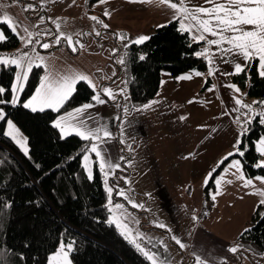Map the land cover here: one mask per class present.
I'll list each match as a JSON object with an SVG mask.
<instances>
[{"label":"trees","instance_id":"1","mask_svg":"<svg viewBox=\"0 0 264 264\" xmlns=\"http://www.w3.org/2000/svg\"><path fill=\"white\" fill-rule=\"evenodd\" d=\"M95 2L87 0L88 5ZM0 29L8 37L0 42V54L13 53L21 41L6 23H1ZM203 47V42H196L188 32L180 31L175 20L157 28L149 40L129 45L125 50L127 55L124 52V66L132 103L139 105L154 99L160 90L163 73L174 78L193 71L207 73L206 58L194 55ZM141 54L144 59L139 58ZM16 70V66H4L0 62V86L5 89L0 93V107L5 109L6 119L11 118L28 137L29 154L6 135V123L0 121V161H3L0 163V261L4 264H47V257L58 247L59 241L67 242L74 237L76 246L71 256L75 264H151L115 223H108L111 211L98 163H95L93 179L87 178L82 166V150L89 142L77 135L63 137L52 123L57 116L81 104L95 103L91 100L94 90L85 82H78L77 92L59 111H33L24 106V101L34 94L45 69L43 66L32 68L20 95L21 103L12 105L7 101L11 99ZM233 82L246 93L245 103L264 100V77L258 74V59L235 74ZM211 83L209 78L206 86ZM250 127L241 138L244 156L238 153L227 158L213 172L205 190L207 203H212L215 191L213 177H217L233 158L241 160L248 177L264 176V166L256 167L261 159L255 150L256 141L264 135L259 116ZM116 177L110 179V186L114 189L116 185L126 186L123 179ZM112 199L123 200L116 191ZM7 201H11L10 207L4 206ZM246 229L238 235L237 242L264 253V205L257 208ZM21 252L23 258L19 255ZM193 261L186 264H193Z\"/></svg>","mask_w":264,"mask_h":264},{"label":"snow or ice","instance_id":"2","mask_svg":"<svg viewBox=\"0 0 264 264\" xmlns=\"http://www.w3.org/2000/svg\"><path fill=\"white\" fill-rule=\"evenodd\" d=\"M19 0H11V5H17ZM41 4L45 0H40ZM75 3V0H72ZM148 3H156L157 5H165L170 7L172 10L171 19L175 20L179 24V30L183 32H189L193 35L196 42L204 41L207 46L201 48L200 51L194 52L197 57L204 56L209 64V72L214 74L216 71L215 67L212 65L215 63L213 56L210 53L218 52L221 59L224 62H231L234 65V72L240 73L246 68V64H241L234 59L235 54H239L244 58L245 61L251 62L258 58V74L264 77V0H222L219 3H212V0H204V3L209 6L203 5H193L189 6L187 0H147ZM105 0H96V4H103ZM22 10L35 9L36 5L34 3H27L22 5ZM105 16H110L111 12L108 9L104 10ZM49 20L53 18L48 17ZM90 19L96 21L103 25L104 28L109 27L100 17L91 15ZM44 17H40V21L43 22ZM0 22L6 23L10 30L15 33L19 40L23 42L24 45L39 44L42 48H49L51 43L60 44L61 38L66 40V43L71 47L72 51H77L78 48L83 49L85 47L83 42L75 41L72 33L65 32L63 30L58 31V33L44 32L36 33L35 31L29 30V25L20 20L19 15H14L10 10L9 4L0 3ZM171 21H166L169 23ZM56 29H61L60 18L53 20ZM18 27H23L24 32L21 34L18 31ZM82 34V33H81ZM101 33L97 30L96 35L99 36ZM208 34H211L213 38H208ZM36 35H52L54 37L51 42L41 43L40 40H33L32 37ZM113 35H118L121 40L126 37L123 33H113ZM8 39L3 30H0V42H4ZM148 35H138L132 39H129L130 43H142L149 40ZM129 44H125L124 48L127 50ZM210 46H216L212 48ZM118 51V49H113V52ZM207 54V55H206ZM127 55V52H125ZM140 59H144V54H141ZM121 65L125 64V57L121 56L118 58ZM0 62L4 66H16L15 71V83L11 84V99L7 103L15 105L21 103L20 93L23 91L24 83L28 80L29 73L32 71L33 65L37 62L44 65L45 69H48L46 59L44 56L40 55L36 49L31 48V52L23 51L21 49H16L15 53H3L0 54ZM218 67V65H217ZM198 75H203L202 73H197ZM224 75H229L230 73H223ZM115 75V73H113ZM107 78V77H106ZM190 78V77H189ZM78 82H85L90 86L94 93L91 100L96 103H106V100L102 98V94H106L112 101L117 100L116 92L124 94L122 99L124 100L123 105H117L118 108L123 109L124 119H127V114L129 111H136L138 109H148L150 105L158 103L156 100H149L147 103L143 104H133L129 100L130 93L127 92V81H124V88L113 89L110 86L98 85L94 82L93 77L82 71H68V72H55L54 70L48 69L45 71L44 76L40 79L39 87L35 89L33 95H31L26 101H24V106L35 111L38 108L43 110L45 108L56 109L59 111L61 107L72 97L73 93L77 92ZM236 92H240V88L237 84L231 83L229 85ZM216 85L212 84L211 88H215ZM211 90V89H209ZM4 87L0 86V93H4ZM246 95V93H242ZM237 107L234 109L237 113H241V108L245 111L241 113L244 119L238 115L235 120L240 126L239 135L237 137L236 143L233 146V151L239 153L241 157L244 156V151L240 147L241 137L245 135L246 132L251 130V123L253 120L259 116V124L264 125V100L253 101V103H245L241 96H236L235 98ZM259 105L256 107L254 105ZM93 107L92 103L81 104L77 108L71 109V111L65 112L63 115L57 116L56 119L52 120V123L59 129V132L63 137L69 136L70 133H76L84 140L89 143L86 144L82 150V166L86 171L87 178L93 179V164L98 163V167L104 176V183L108 193L107 201L108 207L111 211V218L108 223L111 224L115 222L116 227L122 232V234L132 243L150 262L151 264H172V259L170 255H167L168 247L161 240L160 243L164 244V250L154 251L150 248L145 247L139 240L138 237H142L151 243V238L145 233L136 231L135 233L129 227L127 223L124 222L123 215H118L114 209H123L124 205L116 203L113 205L112 194L114 191L119 196H126L123 189L116 185L114 189L108 183V178L113 176L115 173L113 169L121 168V164L114 163L107 159L99 147L101 143L104 142L105 137L112 138L114 133L109 130L108 124L97 123L95 127H89L85 122V119H90V117L76 120L75 117L81 116L85 109ZM115 119H120L117 115ZM184 119V117H181ZM0 121H5L6 123V135L10 137L15 144H17L25 154L29 153L28 137L23 134L21 129L14 123L11 118L6 119L5 109L0 107ZM202 127V125H201ZM123 131V126H121V133ZM121 143L124 140L121 136ZM131 150V145H128ZM257 152L264 154V135H261L256 141ZM95 154L96 160L92 158V154ZM191 155V153L189 154ZM233 153L230 152L224 158L232 156ZM121 160L124 159L123 156L120 157ZM3 161H0L2 163ZM131 165L132 161H126ZM221 164L224 160L220 161ZM264 165V158L259 159L256 167H261ZM39 167V165H36ZM231 168H235L234 173L235 178L243 180L245 186L253 184L251 178L244 176L243 165L240 159H233L228 167L223 169L224 173H228ZM215 169H212L208 173L209 177H212ZM215 179L216 185L221 184V178L213 177ZM127 180L128 178L125 177ZM260 180L264 181V176L259 177ZM232 181L229 180L228 183ZM131 183V181H129ZM150 195V194H149ZM260 195L264 196V189L260 190ZM212 199L216 200V195H212ZM39 203V201H37ZM129 203L134 204L136 207H144L143 204L137 203L135 200H129ZM261 205H264V200L260 201ZM5 207L11 206V201H7L4 205ZM194 219H199L193 213ZM136 223H139L137 220ZM156 223V221H153ZM160 227L167 228L165 224H160ZM171 232V229H168ZM66 231V230H65ZM247 231V229H245ZM172 239L176 240L178 244L183 248L184 242L177 236L173 235ZM25 246H28V242L25 241ZM75 238L70 237L67 242L60 240L58 247L51 252L47 257V264H73V259L71 253L75 248ZM243 247V245H234L230 247L229 251L232 253H237V249ZM10 251V250H6ZM21 258L24 257V253H19ZM264 255V253H261ZM194 261L193 264H209L208 259L202 258L197 252H193ZM222 259L226 260L227 257ZM0 264H4L0 261Z\"/></svg>","mask_w":264,"mask_h":264},{"label":"crops","instance_id":"3","mask_svg":"<svg viewBox=\"0 0 264 264\" xmlns=\"http://www.w3.org/2000/svg\"><path fill=\"white\" fill-rule=\"evenodd\" d=\"M24 1H26V3H34L36 5L34 9L35 17L30 19V23L27 24L29 25L30 31H35L38 34L44 32L58 33L53 20L56 18L61 19L63 16H65V14L68 13H70L71 16L76 15V11L73 10L74 8H72L71 5H63L57 0H46L43 4H41L40 0ZM219 2H222V0H212V3ZM0 3L9 4L10 10L13 12V14L19 15L21 21L24 20V15L20 12V9L22 10L21 5L17 4L12 6L11 2L9 1H2ZM187 3L189 6H209L204 3V0H187ZM79 5V7L84 10L85 16L89 14L90 16H98L104 21V23L109 25V27L104 28L100 23L91 20L93 24L97 25L96 30L102 28L101 30L103 32H106L111 35V37H113L111 39V44L110 40H107L105 47L100 48V43L103 39V34H100L99 36L95 35V44L99 47H94V45L91 46L89 39L84 37L83 39L80 38L75 40L83 42L85 45L83 49L78 48L77 51H72L71 47L66 43L64 38H61L60 44L51 43L50 47L47 49L42 48L39 44L26 46L21 41V45L18 49L22 47L23 51L31 52V48L34 47L40 55L45 57L48 69L61 73L68 71L86 72L93 77L94 82L98 85H106L112 88L113 85L117 83L119 76L123 74V65L119 63L118 56L120 54L124 56V45L129 44V39L134 41V38L141 34L148 35L150 37V35L157 28L170 23H165L166 21H174L171 19L172 10L170 7L165 5H157L156 3L150 4L147 2V0H105V3L103 4H96L95 2L91 5H88L87 0H84ZM105 9H108L111 12L110 16L104 15ZM22 11L25 12V10ZM26 15L29 17L28 13ZM41 16L44 17L43 22L40 21ZM49 16H51L53 19L49 20ZM34 19L37 21L36 24L33 22ZM1 23L4 22H0V24ZM18 31L23 34V27H18ZM117 32L123 33L126 38L121 40L118 35H113V33ZM189 34L194 40L193 35L191 33ZM52 38V35H36L32 37L33 40H40L41 43L46 41L51 42L53 41ZM208 38L213 37L211 34H208ZM107 39H110V37L108 36ZM200 42L204 43V47L207 46L204 41ZM133 43H130L129 45ZM210 47L215 48L216 46ZM113 49H118V51L113 52ZM13 53H15V51ZM210 54L213 56L214 61L221 59L218 52H213ZM234 56L237 57L240 55L235 54ZM240 57L243 59L242 56ZM84 59L98 60V64L96 63L93 65L89 62L82 61L79 65H74L75 62ZM229 61L231 60H228V62ZM221 62L224 61L221 59ZM243 62H245L247 65L249 63L248 61ZM35 66L44 67V65H41L38 62L33 65V67ZM48 69H45V71ZM113 73H115V75H113ZM197 73L198 71H193L176 78H169L172 77L170 74L163 73L160 90L154 99L160 103L164 99V101L170 105L173 102L182 105L191 103L193 104L194 112L198 116H210L212 112H222L228 117L226 120L216 122L217 124H224V131L220 130L218 134L214 136L212 135L211 139L204 144L201 141L194 143L189 152L182 156L184 162L187 164V169L191 168V174H198L200 172L204 179L208 176V173L212 171V163L211 169L208 167L206 161L195 165L190 163L188 159L189 156L200 151L207 155L208 160L210 157L212 159L214 158V160H219L214 165L217 168L221 164L220 161L225 160L224 158L228 153L232 152V156L238 154L233 151V146L236 143L237 137L239 135L240 126H238L235 120V117L238 116V113L236 114V111H234L233 107H226L224 98L221 97V92L219 89L216 90L215 88H211V85L214 84L213 81L209 86L204 85V87H202V80L201 78L199 79V75ZM15 82L16 81H14V83ZM115 94L117 95L116 101H112L109 97H107L106 94H102V98L106 100V103L101 104L95 102L93 103V107L85 109L81 116L75 117L76 120L90 117V119H85V122L89 127H95L97 123L108 124L109 130H111L114 135L112 138H103L104 142L101 143L99 147L102 150V154L104 149L107 150L111 161L114 163L118 162L119 151L118 144L114 143V138L117 134L118 122V119H115V117L120 115V111L122 110L121 108L117 107L118 104H121V97L117 93ZM46 109L50 108H45L43 110ZM35 111L42 110L38 108ZM206 122H209V119H203V123ZM231 133L234 136L233 142L227 141V136H231ZM71 135L79 136L76 133H70L69 136ZM169 138L170 142L174 141L173 137ZM174 142L179 143L178 140ZM227 142L228 144L225 145ZM190 153L191 155H189ZM164 156L172 157V153H163L156 150V153L153 157L155 161L149 164L152 172L156 166H160L158 161H156L157 158L162 159ZM261 158H263L262 155ZM233 159H231L225 165V167H228ZM235 171V168H231L228 173H224L222 170L217 176L218 178H221V184L216 185L215 183V191L213 193L216 195L215 201L212 199V203H207L204 196L203 202L205 208L202 213L206 217L208 215L209 216L205 221L200 222L198 219L195 221L193 236L190 239L188 250L189 255H187L189 258H191V260H194L193 252L195 251L197 254H200L202 258L208 259L209 264H264V255H261L260 253H257L244 246L238 248L237 253H232L229 251L230 247L239 244L237 242L238 235L243 230L248 228L253 215L255 214L257 208L261 205L260 201L264 200V196L260 195V190L264 189V181L260 180L259 177H248L243 167L244 176L253 180L252 185L245 186L243 180L235 178ZM117 174L118 173H116V175ZM157 174H159L158 171ZM229 180L232 182L228 183ZM121 202H126V200L123 199ZM206 211H208L207 214ZM223 257H227V259L224 260L222 259ZM186 260L187 258L184 257V261Z\"/></svg>","mask_w":264,"mask_h":264},{"label":"rangeland","instance_id":"4","mask_svg":"<svg viewBox=\"0 0 264 264\" xmlns=\"http://www.w3.org/2000/svg\"><path fill=\"white\" fill-rule=\"evenodd\" d=\"M57 1L63 5H71L74 8L73 10L76 11V15L71 16L68 13L60 19L61 29H57V32L63 30L72 33L75 37L74 40L86 37L89 39L91 46L99 47L95 44V35L98 30L101 35L103 34L100 48L105 47L107 40H110L111 44L113 37L103 32L102 28L96 30L97 25L91 21L90 14L85 16L84 10L79 7V4L84 0H75V3L72 0ZM27 3L25 1L23 4H18L22 6ZM20 12L24 15L23 22L25 23H30V19L35 17L34 9L33 11L26 10V13L20 9ZM27 13L29 17L26 15ZM33 22L36 24V19ZM108 36L110 39H107ZM20 49L23 50L22 47ZM121 56L120 54L118 58ZM234 59L241 64H245L243 62L245 61L244 58L242 59L240 56H234ZM82 61L93 65L98 64V60L84 59L75 62L74 65H79ZM214 62L212 65V67L216 68L214 74H211L208 70L209 73L199 75V79L201 78L203 83L202 87L206 85L210 77L216 85L215 89L220 90L226 107H233L234 109L240 107L236 105L234 98L241 96L244 100L245 95H242V93L245 92L239 86L240 92H236L229 86L231 83H235L233 82V76L238 74L234 72L233 63L231 61L221 62V59ZM122 72L123 74L121 73L122 75L117 79V83L113 85L114 90L125 87L123 82L127 81V71L124 65L122 66ZM223 73L230 74L224 75ZM127 92L129 93L128 81ZM116 93L121 97L120 105H123L124 100L122 96L124 94ZM129 100L131 101L130 96ZM119 116L120 119L117 122V134L114 138V143H117L119 146L118 162L116 163L121 164V168L112 170L115 174L108 178V183L110 185V179L115 178L116 173H119L116 179H123L126 183V186L121 188L126 193V196H121L126 202L113 201L112 199L113 205L116 203L124 205L123 209H114V211L118 215H123L124 222L129 225L134 233L140 231L151 238V243H149L148 240L138 237V240L145 247L163 252L164 244H166L168 247L166 254L170 255L172 264L190 262L191 258L187 255H189L190 239L193 236L195 221L197 220L194 219L193 213L196 217H199L198 221L200 222L208 218L209 215L206 217L202 211L205 208L203 202L205 190L211 177L207 176L203 179V175L200 172L198 174H191V168L187 169V164L184 162L182 156L189 152L194 143L201 141L204 144L211 139L212 135L218 134L220 130L224 131V124H217L216 122L226 120L228 117L222 112H212L210 116H198L194 112L193 104L182 105L173 102L170 105L164 99L161 103L158 102L150 105L148 109L130 110L126 120L124 119L123 109L120 111ZM181 117H184V119H181ZM203 119H209V122L203 123ZM121 126H123L122 133ZM121 136L124 143H121ZM169 137H173L174 141L178 140L179 143L170 142ZM227 141H234L232 133L231 136H227ZM227 144L228 142L225 145ZM128 145H131V150ZM156 150L163 153L170 152L172 153V157L164 156L162 159L157 158L156 161H158L160 166H156L152 172L149 164L155 161L153 157ZM103 155L111 160L106 149H104ZM261 155L264 158V154ZM121 156L124 157L123 160L120 159ZM92 158L94 161L96 160L94 153L92 154ZM188 159L190 163L195 165L206 161L210 169L211 163L213 169H216L214 165L219 161L211 157L208 160L207 155L200 151L192 154ZM127 160L132 161L131 165L126 162ZM94 167L95 163L93 164V173ZM157 171L159 174H157ZM125 177L128 179L126 180ZM129 200H135L137 203L143 204L144 207H136L134 204L129 203ZM207 213L208 211H206ZM137 220L139 223H136ZM153 221H156V223H153ZM160 224H165L168 227H160ZM169 228L171 232H169ZM173 235L179 237L184 242L185 246L183 248L176 240L172 239ZM161 240L164 244L160 243ZM184 257L187 258L186 261H184ZM73 264L75 263L73 262Z\"/></svg>","mask_w":264,"mask_h":264},{"label":"built area","instance_id":"5","mask_svg":"<svg viewBox=\"0 0 264 264\" xmlns=\"http://www.w3.org/2000/svg\"><path fill=\"white\" fill-rule=\"evenodd\" d=\"M2 1H11V0H0V2H2ZM23 2H25L24 0H19V4H23ZM33 9H28V11H32ZM259 107V106H258ZM243 111H245L243 108L241 109V113L243 112ZM241 113H240V115H241ZM242 116V115H241Z\"/></svg>","mask_w":264,"mask_h":264}]
</instances>
